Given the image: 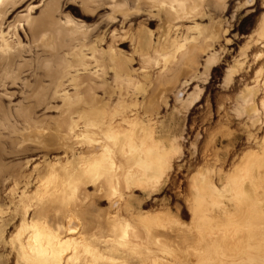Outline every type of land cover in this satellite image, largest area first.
Masks as SVG:
<instances>
[{"label": "rangeland", "instance_id": "374dc122", "mask_svg": "<svg viewBox=\"0 0 264 264\" xmlns=\"http://www.w3.org/2000/svg\"><path fill=\"white\" fill-rule=\"evenodd\" d=\"M47 1L49 0H23L14 14H27L24 12L27 9H23L30 3L29 6L33 7L30 16L36 18L41 5ZM58 1L56 19L64 22V28L68 32L66 36L75 33L71 36L75 38L74 42L70 37L60 39L69 43L64 44L68 46L65 49L73 48L74 43L85 42L86 45L94 43L97 49L103 50L108 40L99 42L103 31L115 28L117 33L127 28L130 33L126 35L128 38L140 31L144 34L147 45L134 51L132 49L136 45L128 38L115 43L121 57L130 56L129 66L138 69L139 64H142L148 75L157 74L162 67L166 68L162 72L164 84L157 88L156 94L150 92L155 82L145 83L147 79L141 78L143 73L135 72L138 73L136 80L140 81L138 89H144L143 96L136 95V99L147 103L154 139L164 154L160 158H152V161L160 162L156 174H149L139 186L123 190V198L119 202L130 205L134 212L133 218H136L135 228H146V224L151 222L146 220L157 216L162 218L166 226L172 225L168 221L172 217L185 227L183 233L188 235L189 244L181 242L175 249L167 245L172 253L160 255V259L162 257L166 261L164 264H216V258L222 253L210 255L206 253V248L217 236L225 242L231 240V237L243 243L249 239L247 234L240 232L237 221L227 220L225 217L218 226L213 220L224 217H209L218 203L204 188L207 180L212 181L217 189L222 190L221 200L234 213L232 210L236 204L228 201L231 190H239L241 186L250 184L260 172L250 157L258 153L264 139V0H192L193 4L189 1L192 6H196V11L193 10V14L191 12V18L179 21L180 32L169 33L175 42H164V36L158 42L157 37L167 33L164 21L160 20L163 13L156 15V9L148 8L150 4L147 1L139 0L141 9L127 18L125 22L128 23L122 24L109 21L111 11L106 7L110 0H90L91 3L88 0H83L86 3L82 0ZM93 1L96 3L93 4ZM88 5L89 8L86 9ZM185 29L188 31L184 39ZM18 36L22 38V33ZM43 42L46 43V39ZM47 45L56 47L49 40ZM152 46L158 51L152 49ZM141 59L145 61H140ZM40 75L39 72L35 75L36 80L41 78ZM110 75L111 71L105 77L108 82L111 80ZM35 76H27V79H34ZM24 78L26 77L22 79ZM30 78L29 82H34L35 79L31 82ZM43 80L45 84L47 80ZM13 91L16 93L18 89L8 90ZM99 95L97 91L96 96ZM9 98L11 99L5 96L0 98V104L4 107L0 108V121L2 119L1 123L4 125H0V143L3 145V141L8 142V145L4 143L6 147L2 146L1 158L2 163L7 164L4 167L11 173L17 172L19 177L15 188L11 177L0 184V264H14L15 259L9 253L8 242L19 228L21 213L25 209L26 221L33 215L37 217L38 213L40 216L44 215L45 209L50 227L54 228L56 217L65 222L66 216L72 213L79 228L86 222L89 227L95 228L92 232L100 235L109 233L110 228L104 223V217L113 210L109 208L107 201L104 202L105 198L93 195V187L84 186V191L91 197L83 204L85 214L77 215L70 212L71 205L77 204L75 201L62 199L58 195L52 198L58 187L42 186L43 174L58 177L60 166L57 164L68 161V166H76L77 160L71 161V156L73 154L76 157L79 151L84 150L83 146L74 145L60 133L55 122V107L60 105L59 100L50 103V109L45 110L41 106L32 111L33 118L38 122L33 142L21 143L19 139L12 146L9 145L8 136L19 135L9 133L15 130L16 133L22 131L29 134L30 125H22L20 117L16 116L21 99L16 95ZM6 104H9V111L6 110ZM50 167L55 170L50 172ZM91 173V169L87 171V174ZM231 186H234L233 189H230ZM259 190L254 188L260 194ZM30 204L32 205L29 206ZM96 222H103L102 226L96 228ZM259 229L258 239L263 249L255 250V253L264 257V227L260 226ZM133 232L135 229L131 230V234ZM232 232L234 233L231 234ZM88 239L93 245H103L99 242L98 235L89 236ZM230 249L226 247L223 252L228 254ZM122 253L120 250V254ZM119 257L121 258L115 260L117 264H135L130 257ZM160 259L154 264H160Z\"/></svg>", "mask_w": 264, "mask_h": 264}, {"label": "bare ground", "instance_id": "6f19581e", "mask_svg": "<svg viewBox=\"0 0 264 264\" xmlns=\"http://www.w3.org/2000/svg\"><path fill=\"white\" fill-rule=\"evenodd\" d=\"M22 1L0 0V98L5 96L11 99L9 97L13 95L19 97L22 103L18 112L16 111L18 115L16 112L14 114L20 117L22 125L23 123L30 125L29 134L22 131L16 133L12 128L14 131L9 134L19 136H8L9 145L14 146L19 141L21 143L33 142L38 122L33 118L32 111L41 106L45 110L50 109V103L59 100L60 105L55 107L57 114L55 122L59 126V131L65 139L76 146H83L84 150L79 151L76 157L72 154L71 161L76 162L77 160L76 166H68V161L64 164H57L60 166L58 177L53 178L49 174H43L42 186L58 187L52 198L58 195L62 199H72L77 204L71 205L70 212L84 215L83 204L91 197L84 191V186L89 185L93 187V195L105 198L104 202L107 201L109 208L113 211L106 213L104 217V223L110 228V232L100 235L95 231L92 232L95 228L89 227L86 222L79 228L73 220L72 213L66 216L67 221L65 222L56 217L53 228L49 225L45 209L44 215L40 216L38 213L37 217L33 215L28 221L25 219L27 209L23 210L19 228L8 242L9 253L15 259L14 264H117L115 260L121 258L119 255L125 259L130 257L135 264H154L160 259L162 253H172L167 245L173 249L176 245L180 246L181 242H187L188 245L190 239L187 234L183 233L185 227L177 219L167 217L172 225L166 226L162 218L157 216L155 219L146 220L151 221L153 225L147 223L146 228L136 227V229L134 227L136 218H133L134 212L130 209V205L119 202L123 198V190L139 186L149 174H156L157 166L160 167V162L152 161V158H160L164 153L160 151L162 149L154 139L147 103H141L136 99V95L143 96L144 94L143 88L138 89L140 81L136 78L138 73H143L141 78L147 79L145 83L154 81L155 84L152 85L153 89L150 92L156 94L157 88L164 84L162 80L165 78L162 72L166 68L162 67L157 74L148 75L142 64H139L138 69H132L129 66L130 56L121 57L115 48V43L128 38L126 35L130 33L127 32V28L117 32L118 34L115 28L103 31L99 42L108 39L103 50L97 49L94 43L86 45L85 42L74 43L73 48L65 49L69 43L62 40L65 37L71 38L75 33L66 36L68 32L67 28H64V22L56 19L55 14L57 15L58 12L57 2L59 1L44 2L36 18L30 16L33 9L29 6L30 3L23 9V11L27 9L24 11L27 14L24 13L23 16L14 14L23 3ZM85 1L83 3H86ZM88 1L91 3L90 0ZM95 1L93 4L96 3ZM143 1L150 4L148 8L156 9V15L163 13L160 20L166 25L167 36L164 33L157 37V40L164 36L163 39H166V41L163 40L164 42L170 40L175 42L176 40L174 37L171 39L172 34L169 33L180 32L179 21L191 18L192 11H196V6H192V0ZM198 2L197 4H201ZM138 3L139 0H110L106 7L111 11L109 21L124 23L133 12L137 13L141 7ZM187 31L188 29H185L184 39L187 37ZM19 33H22V38L18 36ZM70 38L67 39H73L74 42L75 38ZM45 39L46 43L43 42ZM128 39L136 45V49L135 47L132 49L134 51L147 47L145 36L140 31ZM48 40L56 47H49ZM65 43L67 45H64ZM154 47L152 46V49ZM50 48L51 50L54 48L53 52ZM140 56H142L141 53ZM109 71H111V80L108 82L105 77ZM38 72L42 76L40 75V79L38 76L39 80H36L35 75H38ZM32 75L35 76V80L31 79ZM27 76L31 77H29L31 82L33 80L34 82L30 83ZM23 77L26 78L22 79ZM42 78L47 80L45 84ZM13 88L18 91L8 92ZM97 91L100 93L99 97L96 96ZM9 104L11 105L10 101ZM9 104H6V107ZM1 107L4 108L0 104ZM6 110L9 111L8 107ZM0 125L4 127L2 123ZM0 129L1 141L2 128ZM4 143L6 142L3 141V145ZM3 145L1 142L0 184L7 182L9 180L7 177H11L12 186L15 188L19 176L17 172L11 173L4 167L6 163H2L1 158ZM250 159L260 172L254 180L250 181V184L241 186L239 190H234V186L230 187L233 190H231L232 194L228 197V201L235 202L236 206H233L232 210L234 213L221 200L222 190L217 189L212 181H206L204 190L211 193L213 200L218 203V206L210 212L209 217L211 219L224 217L213 220L218 226L225 220V217L227 220L237 221L240 232L243 235L247 234L246 237L249 238L244 243L232 237L231 240L225 242L217 236L206 248V253L210 255L215 256L222 253L216 258V264H264V257L255 253V250L263 249L258 237L260 236L259 227H264V139L258 153ZM90 169L92 173L87 174ZM49 170L53 172L55 168L50 167ZM255 187L260 189V194L254 191ZM102 223L96 222L95 227L102 226ZM134 229V234H131V230ZM95 235H98L99 242L103 245H93L90 242L89 236ZM226 247L231 248L228 254L223 252ZM120 250L123 251L122 254ZM160 261V264L166 263L162 257Z\"/></svg>", "mask_w": 264, "mask_h": 264}]
</instances>
